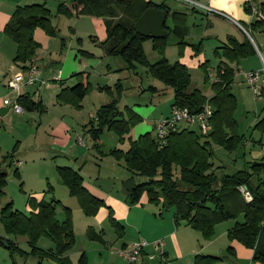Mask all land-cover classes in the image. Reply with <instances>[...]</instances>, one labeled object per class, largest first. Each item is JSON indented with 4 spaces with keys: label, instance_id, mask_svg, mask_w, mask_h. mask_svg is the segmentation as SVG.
Returning a JSON list of instances; mask_svg holds the SVG:
<instances>
[{
    "label": "trees",
    "instance_id": "1",
    "mask_svg": "<svg viewBox=\"0 0 264 264\" xmlns=\"http://www.w3.org/2000/svg\"><path fill=\"white\" fill-rule=\"evenodd\" d=\"M72 7L64 3L57 4L55 14L67 17L94 16L102 19H112L117 14L116 21L107 23L106 38L99 44L108 47L107 54L118 56L129 66L142 64L150 74L162 81L173 91L171 107L177 105L186 107L191 113L201 111L208 102L212 107L209 119L210 130L202 134L189 127L180 128L166 138L165 144L159 142L150 132L140 134L131 140L127 151L112 149L110 153L116 158L122 157L124 166L132 173L143 176L145 181L134 183L127 191L128 202L138 203L145 194L150 202H160L165 209L173 210V220L176 225L186 224L196 230L203 238L213 236L214 227L221 221L235 220L227 231L230 240H236L252 249V260L264 264V148L257 160L246 162L244 166L233 172L223 171V165H215L211 159L214 156L212 143L221 145L227 151H235L243 136L237 133L235 120L232 118L235 106V96L231 92L234 69L227 62L220 61L215 69V80L210 83L211 96H205L198 88H191V75L185 64L176 60L169 62L164 56V49L169 35L177 39L179 54L189 45L193 54L201 49V42L188 44L184 40L185 30L182 24L186 19L185 13L172 11L162 1L155 3L151 0H71ZM147 8H156L164 12L172 20V26L164 24L167 34L163 38L151 39L137 33L133 24ZM51 12L45 1L17 6L4 26V34L16 44L14 62L20 63L22 69L35 56L38 42L33 32L36 28L43 29L47 34L55 33L51 24ZM122 18V20H120ZM264 25V1L258 5V13L249 23L255 29ZM150 40L152 49L159 54V59L149 62L146 58L143 42ZM127 41V45L116 52V48ZM221 54L229 62L237 61L255 52L247 40L241 42L228 36L226 42L219 47ZM216 48L214 52L218 53ZM86 54V53H83ZM88 55V54H87ZM204 61L201 66H205ZM87 72L75 73L76 83L62 88L57 99L65 103L80 106L85 94L91 88ZM208 79L205 77L204 82ZM118 85V84H115ZM119 87V86H118ZM118 99L113 98L96 110V119L89 127L90 137L97 141L102 131H113L119 139L128 133L129 129L141 117L130 108L123 112L118 108ZM17 102L25 110L39 109L40 101H33L28 95L19 94ZM170 107V108H171ZM264 131V117L258 122ZM12 164V154L1 157L2 164ZM57 172L61 182L67 187L71 196H76L85 215H94L104 205L102 199L92 195L83 185L80 173L70 166H58ZM6 171L0 169V197L4 194ZM13 174L19 177L15 168ZM250 195L246 200L243 192ZM29 205L33 209L29 214L13 208L12 202L7 201L0 208V221L8 236H24L30 247L29 253L38 258V264H71L67 251L74 242V234L69 207L64 206L65 217L60 222L55 217V207L58 200H35L31 197ZM241 217V221L237 218ZM109 218L117 230L123 227L114 218L111 209ZM47 236L53 247L43 249L37 246L40 236ZM122 235V233L120 234ZM88 237L93 236L88 232ZM0 245L10 250H19L13 239L0 237ZM24 252V251H21ZM220 257L204 254L194 256V264H213ZM76 264H87L86 256L82 253Z\"/></svg>",
    "mask_w": 264,
    "mask_h": 264
},
{
    "label": "rangeland",
    "instance_id": "2",
    "mask_svg": "<svg viewBox=\"0 0 264 264\" xmlns=\"http://www.w3.org/2000/svg\"><path fill=\"white\" fill-rule=\"evenodd\" d=\"M46 1L48 6L52 8L56 7L58 2L62 0ZM162 1H166L172 9L184 8L182 2H174V0ZM54 10L55 9H53V11ZM192 15L196 16V27L197 25H200L198 29H196L195 27L194 31L196 32V34H199L201 31H203L204 26H208L207 29H205V39L201 40L202 43L200 54L194 57L188 56L187 53L184 52V50L187 49L186 46L183 48L184 54H179V48L176 44L177 39L174 38L173 35H169V37L167 38L168 44L165 47L167 48V57L170 61H173L176 58L184 60L191 75V88H198L206 96L212 94L210 83L215 78V69L213 68L216 66V64H218L220 60H224L234 68L235 73L231 92L235 96V106L232 118L235 120L237 133L243 137H241V143L236 148V150L231 152L227 151L221 145L212 143L214 156L211 159V161L215 165H223V171L230 173L242 168L246 162L257 160L262 154V148H264V131H261L259 126H257L258 122L264 117V94L262 93L260 97H256L254 90L247 85L243 77V72H247L250 70H262L263 66L256 52H253V54H249L245 57H240L239 59H237V61L229 62V60L221 54V49L220 52L218 51V53L214 52L213 49L216 44L217 46H219L224 42V39L226 40L227 34H232L231 36L235 37L239 41H249L252 46L253 39L261 53L264 55V25L260 24L255 29H252L251 27H249V24L241 22L240 24L245 29H247L249 33L248 36L247 34H245L243 29H241L240 25H238L240 27L239 28L232 23V20L228 19L234 18L233 15L224 14L225 17H222L211 13L212 18L210 21L208 20V18H205L200 14ZM119 17L122 16L120 14H117V16L110 19L109 23L116 21ZM69 19L70 17H67L64 14H56L55 16H51L50 20L51 24L54 26L55 33L53 35H50L40 28L39 31H43V34H41L42 37L39 34L37 36V39H35L36 42L42 45L37 48V51H42L43 53H45V57H41L40 59V70L42 72V78L45 80H48V78H46L44 75V68L49 62L47 55V53H49L48 50L53 51V53L56 54L57 57L58 55L62 57L69 51L70 44L61 46V43L64 40H68V37L70 36V33L68 31L72 27L69 23ZM85 19L88 18L85 16L84 18H82V21H80L81 24L78 25V29L82 30L83 34H85L84 32H87L86 34H88V32H91V28L88 26L86 27L87 20ZM120 20H122V18ZM190 20H192V18L185 19L184 23L182 24V28H184L185 31H187L188 26L190 29L193 27L191 24L193 23V21H191L190 23ZM165 23L168 26L170 25V27L172 26V20L170 19V17L166 19ZM73 28L75 29V23L73 24ZM82 33L76 30L74 35V43L78 44L77 48L81 49H78L76 53L77 56H79L81 52H84V50H90L91 48L88 42V35L81 36ZM210 34L213 35L207 37V35ZM79 37H83L82 43L79 40ZM183 38L186 43L191 39H193L194 43H198L200 40L196 37H186V34ZM144 42L145 52L149 54L152 51L149 47L151 43L148 40ZM61 47H63V49L60 51ZM37 54L40 56L39 53ZM202 57L203 60L208 59V62L204 67H202L199 63L201 61H198ZM111 66L112 69H107L106 67H104V71L109 70L108 73H104L103 71V73L105 74L104 76H100L97 71H91V75H88V81L91 83V88L85 94L84 98L82 99L83 101H81L82 103H80V106H75L70 103L59 101L56 97L57 95H55L54 93L50 94V96L46 94L45 106L46 109L49 110V112H45L46 109L44 106L41 107V110H33L36 111V116H42V124L40 125L38 131L25 132L24 128H22V131L26 133V136L23 137V140L19 143V145H17L15 139L13 140L11 138L4 139L1 145L2 151L0 153H3L4 155L5 153L13 155L14 153V158H16L17 155L21 160V163L19 164L22 179L21 177H17L13 174V171L16 168L15 166H13V164H11L10 166L7 165V163L2 164L1 169L7 172V183L3 189L4 194L0 197V207L3 206L6 201H11L13 208L18 209L25 214H29L33 209L30 207L28 200L33 195H35L36 197L41 195L42 198L40 199H45L47 201L54 199L59 201V203H57L55 207V217L58 220H63L65 217L64 206L69 207L71 209L70 216L74 234V242L71 248L68 250L69 259L72 264L77 263L79 256L82 253H84L86 256L87 264H126L117 251L122 248V246L120 245L124 238L130 239L136 237L137 229L135 225H133L132 227V221H129L127 225L126 221L123 220L125 222V227L124 230L122 229L123 234L120 235V230H117L116 227L112 224L109 215H106L105 220H102L100 217L95 218L96 214L91 216L85 215L78 202L77 197L71 196L68 192L67 187L60 180L57 168L55 167V160H59L57 162L58 164H61L62 161L60 160V158L57 159L56 156L51 157L50 161L49 159L40 158L42 156L41 148L43 145H46L47 141L53 138L50 137L51 135L55 136L58 139L56 143L59 144V146L66 144V141L63 140L61 136L51 132V130L56 127L55 119L57 115L61 117L62 121L64 122L71 121L69 123L72 124L73 129L69 127V131H67L66 134L71 137V143L76 147V149H81V151L85 153L89 152L88 161L84 163V169L82 170V172L85 174V179L88 180L91 176H96L95 170L99 168L100 176H116L118 178L119 189H113V194L119 193L120 195H123L126 190L124 185L127 181L132 180L133 183H140L145 181L146 178L136 175L126 169L122 157L116 158L110 153V151L115 147H119V145L122 146L124 144L123 139H119L118 135L115 132L107 130L102 131L97 141V143L99 144L98 149L96 146H93L95 141L90 137L89 132H83L84 129H89L91 125L90 121L93 120L89 118V114L91 112L93 114H96L97 109L96 107L94 108L92 106L91 98H89L90 93H92L91 97L95 98V100L97 101L98 99L97 97H95V95L101 93V95L106 98L107 102L112 100L113 98H117V105L120 110L126 112V109L130 107L133 108L134 111L138 110L139 114L143 117V119L141 117L142 121L138 122L149 124L152 123L150 119L151 117L146 118L145 116H147L149 112L153 111V116H160L158 120L163 119L167 116H165V114L166 112H168V109L170 111V103L173 99L172 89L166 86L158 78L150 74L147 67H145L144 65L135 64L133 66H129L128 64H126V69L123 70L116 69V66H114V64H111ZM126 71L128 72V78L125 84L122 85L118 80H116V82L114 83L110 81V77H121L122 73H125ZM205 77L208 79L207 83L204 82ZM75 83L76 79L73 84ZM106 83H109L111 86L104 85ZM140 85L142 87L141 89ZM34 87L35 86H32V88ZM93 89L98 92H94ZM14 96L15 97L13 99L16 98L17 92L14 93ZM127 104H129L130 107L127 108ZM11 111H13L12 107ZM11 111L8 114L7 120L11 119L12 116L16 117ZM47 113H49L48 116ZM23 120L24 119L20 120V122ZM17 122L18 120L16 119V123ZM48 122L51 124L50 129H47ZM84 122L85 124L87 123L86 126ZM8 123H10V121H8ZM192 127H194L198 131L197 125H192ZM43 128H46L47 133L43 132ZM155 132V127L152 129L151 126V135L155 136ZM78 134L84 140V145L82 147L78 146L75 141V138ZM98 150L104 151V153H100V151ZM32 152L35 154V157H32ZM48 155L49 154L46 152L45 157H47ZM95 156L100 157V161L96 160L94 158ZM92 157L95 163L91 161ZM97 164H99V166ZM36 197H34L35 200H37ZM127 197L128 196H126L125 200L126 204L131 207L133 204H130L127 201ZM141 207H144V209H146L145 211L154 210V212L158 214L161 203L145 202ZM136 211L138 214L135 217L134 223H137V221L139 220V216L142 213H144L146 220H148L145 212H142L143 210L137 208ZM237 220L241 221V217H238ZM234 222L235 220H227L221 221L216 224L214 227L213 236L209 239L203 238L198 233L200 237V244L198 243V246H201V244L203 246V243H205L203 241H209L214 237L217 231L226 228V225H228L227 223L234 224ZM189 228L192 231L197 232L191 227ZM189 228L185 229L191 231L189 230ZM88 232L93 236V238L88 237ZM98 234L100 236L99 239L97 238ZM180 234L188 236L186 233ZM0 237H2L3 239H13L17 242L19 249L21 251H24L21 252L19 250H10L0 245V264H38V258L32 256L29 253L30 247L26 243V237L8 236L1 221ZM101 239L103 241H98ZM99 242L101 244L100 249L98 248L97 244ZM37 246L43 249H48V247H53V243L47 236L42 235L37 240ZM156 260L159 261V256L156 257ZM192 263L194 264V262ZM185 264L188 263L185 262ZM189 264H191V262Z\"/></svg>",
    "mask_w": 264,
    "mask_h": 264
},
{
    "label": "crops",
    "instance_id": "3",
    "mask_svg": "<svg viewBox=\"0 0 264 264\" xmlns=\"http://www.w3.org/2000/svg\"><path fill=\"white\" fill-rule=\"evenodd\" d=\"M42 1H45L46 7H48L50 12H51V16H55L57 6L52 7V8L49 7L46 0H0V152L2 151L1 145H2L4 139H8V138H11L13 140L15 139L17 142V145H19V143L23 140V137L26 136L25 132H27V131L37 132L40 125L42 124V116H36V111H33L35 109H32V110L23 109L21 112L16 113L14 111H11L10 106H6L3 103L4 99L13 100V98L15 97L14 96L15 91H11L6 85L8 79L12 75H14L16 72L22 70V65L20 63L13 61V58H14V55L16 52V44L8 36H6L4 34V32H3L4 26L8 22L12 12L15 10V8L17 6L28 5V4H31L34 2H42ZM151 1H153L155 3L162 2V0H151ZM175 1L176 0H174V2ZM196 1L205 5L210 10L209 11H203V10H199V9H194V8L184 4V3H182L184 8L172 9V8H170L169 4L166 1H163V2L169 7L170 12H172V11L182 12V13H185L186 19L192 18V20H190V23H191V21H193V23H191L193 27L190 29L188 26V29H187V31H185V34H186V37H196L197 39H200L199 42H201L202 39H205V37H204L205 29H207L208 26L207 25L204 26L203 27L204 30L201 31L199 34L198 33L196 34V32L194 31L195 27H196V16H194L192 14H200L203 17L208 18V20L210 21L212 18L211 13L225 17L224 15H220V14L214 12V11H220L224 14L233 15L234 18H228V19L232 20V23L235 26L240 25L241 29L243 27L240 24L241 22H243L245 24H249L254 17V16H250L246 12V10L244 9V6L242 5L244 0H196ZM260 1H264V0H260ZM60 2L64 3L67 7H70V8L73 5V2L71 0H62V1H59L58 3H60ZM176 2H179V1H176ZM242 6H243V8H242ZM53 9H55V10L53 11ZM85 17L88 18V19H85V20H87L86 27L87 26L90 27L91 32H88V34H86L87 32L83 31L85 33V34H83L82 30L78 29V25L81 24L80 21H82V18H84V16H82V15L71 16L69 19V23H70L72 28H70L68 31L70 33V36L68 37V40H66V41L64 40L61 43V46L70 44L68 53H65V55H63L62 57H60L59 55L57 57V55L54 54L53 51L48 50L49 53H47V55H48L49 62L46 65V67L44 68V75L46 78H48V80H45L42 78V72H41V78L43 80H45V83L44 84L37 83V84L31 85V86L24 85L20 88V91L17 92V96L19 94L28 95L29 99H32L33 101H40L41 102L38 110H41V107H43V106L46 109V106H45L46 94H48V96H50V94H52V93L57 95L62 88L69 87L70 85H73V82L76 79V77H73V75L75 73H79V72L83 71V72H87L91 75V71L93 70V71H97L100 76H104L105 75L104 73H106V72L108 73V71H109V70L104 71V67H106L107 69H112L111 64H114V66H116V69H118V70L126 69V64L118 56L108 55L107 54L108 47L101 46L99 44L101 41H103L106 38V25L110 20L109 19L104 20L102 18H98V17H94V16H85ZM168 17L169 16H167V18ZM74 23H75V29L78 30L80 33H82L81 36L88 35V42H89L90 47H91L90 50H84V52H81L79 56H77V54H76L78 49H79V48H77L78 44L74 43V35L76 32V30L73 28ZM199 26L200 25H197L196 29H198ZM39 29L40 28L34 29V32H33L34 39H37V36L39 34L42 37L41 34H43V31H39ZM92 31H94V32H92ZM39 32H41V33H39ZM212 35L213 34L207 35V37L212 36ZM231 35L232 34H227V37L231 36ZM227 37H226V40H227ZM79 40L82 43L83 37L82 38L79 37ZM226 40L224 39V42L221 43V45H219V46H217V44H216L213 51L216 48L221 47L226 42ZM148 41L151 43L150 40H148ZM237 41H239V40H237ZM239 42H241V41H239ZM144 43L145 42H143V49H144ZM187 43L188 44H198L196 42L194 43L193 39H191L190 41L188 40ZM38 44H39V47L42 46L40 43H38ZM167 44H168V40H167ZM80 45H82V44H80ZM149 47L151 48L152 51L149 54H147V52H145V49H144V52H145L147 60L152 63V62L158 60L160 56L155 50L152 49V43L149 45ZM186 47H187V49H185L184 52L187 53L188 56L194 57V56H198L200 54V52H199L197 55H194L191 46L186 45ZM62 49H63V47L60 48V51ZM165 49H164L163 54L169 62H174L176 60H179L180 62H182L183 64L186 65V62L180 58L179 59L176 58L173 61H170L169 58L167 57V48H165ZM200 49H201V47H200ZM79 50H81V49H79ZM218 51L220 52V48L218 49ZM184 52L182 49L181 54H184ZM37 53H39L40 56ZM82 53H86V54H82ZM251 54H253V53H251ZM34 57H36L37 61L39 62V65H40V59H41V57H45V53H43L42 51H36ZM198 61H201L199 63L202 64L204 61L208 62V59L203 60V57H202ZM220 61L226 62L224 60H220ZM216 66H217V64H216ZM216 66L213 69H216ZM229 66L232 67V65H229ZM103 71H104V73H103ZM234 73H235V70H234ZM127 78H128V72L126 71L125 73L124 72L122 73L121 77H118V78H111L110 77V81L112 83H114V82H116V80H118L123 85L127 82ZM214 80H215V78H214ZM205 83H207V82H205ZM104 85L111 86L109 83H106ZM32 86H35V87L32 88ZM231 87H232V84H231ZM141 88L142 87L140 85V89ZM93 90H94V92H98V91H95V89H93ZM101 94L95 95V97H97V99H98V101H97V100H95V98L91 97L92 93H90L89 98H91V103H92V106L94 108L96 107L98 109L99 106H101L107 102L106 98H104L103 95H101ZM17 96L15 99H17ZM209 96H211V95H208L207 97H209ZM150 103H151V101H150ZM83 104H84V102H83ZM97 105H99V106H97ZM126 106L130 107L129 104H127ZM170 107H171V103H170ZM5 109H7V110L5 111ZM130 109L132 112H134L138 116L142 117L139 114L138 110L134 111V109L131 107H130ZM10 111L13 112L16 117L12 116L11 119L7 120V117H8V114ZM45 112H49V110L46 109ZM169 112L170 111L168 109V112H166L165 116L168 115ZM152 113H154V112L151 111L148 113L147 116H145L146 118L151 117L150 119H151L152 123H150V124L149 123H143V122L142 123H140V122L135 123L129 129L128 133L123 135V143L124 144L122 146L119 145V147L117 146L114 149H119L122 152H125L129 148V141L136 139L140 134H143L146 132H151V126L153 129L155 127V124H156L158 118L160 117V116H153ZM48 114L49 113H47V116H48ZM89 118L95 120L96 119L95 114H93L91 112L89 114ZM16 119L18 120L17 123H16ZM22 119H24V120L20 122V120H22ZM142 119H143V117H142ZM142 119L140 121H142ZM43 120H44V118H43ZM93 120H91V121H93ZM8 121H10V123H8ZM55 122H56V127H54V129H52L51 132L56 133L57 135L61 136L62 139L66 141V144L59 146V144L56 143L58 141V139L55 136L51 135L50 137H53V138L50 139L49 141H47L46 145L42 146V148H41L42 156L41 157L39 156V157L42 159H49V161H50L51 157L56 156L57 159L60 158V160L62 161L61 164H58L57 161H59V160H55V167L56 168L58 166H70L71 168L77 170L80 173V175L82 176V179H83V181H82L83 185L86 187V189L92 195L102 199L104 202V205H102L98 209L95 218L100 217L102 220H105L106 215L107 216L109 215V210L111 209V211H113L112 214H113L114 218L123 227V230L125 227V222L123 220L126 221L127 225H128L129 221L133 222L131 225H132V227H133V225H135V227L137 229L136 237H133L130 239H125L123 237L124 240H122L120 246H122V247L129 246L132 242H134L138 239H144L149 243L156 241V240H160L163 242V251H164V256H165L166 260L171 261L173 264H185V262H187L188 264L191 262V264H193L192 262H193L194 256L196 254H204V255H212V256L220 257V259L216 260L213 264H259L258 262H255L252 260V249L244 246L243 244H241L240 242H238L236 240H230L229 238H227V231L233 225L231 223H227L228 225H226V228L217 231L216 234L214 235V237L212 239H210L209 241H203V242H205V243H203V246H202V244H201V246H198V243L200 244V240H199L200 237L198 235V232L192 231L189 228V226H187L184 223L176 225L174 223V220H173V210L172 209H165L161 205L158 214H156L154 212V210L145 211L146 209H144V207H141L145 202H150V201H148V198L145 194H143L140 197V200L138 203L133 204L131 207L128 206L126 204V201H125L126 196H128V194L126 195V191H128V190H125L123 195H120L119 193L113 194V189H117V188L119 189V181H118V178L116 176H113V177L100 176V171L98 168L95 170L96 176H91L88 180H86L85 174L82 172V170L84 169V166H83L84 163L86 161H88V153L89 152L85 153V152L81 151V149H76V147L71 143L72 142L71 137L66 134V132L69 131V127L71 129H73L72 124L69 123L71 121L64 122V121H62L61 117H59L57 115ZM84 124H85V122H84ZM139 124H141V125H139ZM86 125H87V123L85 124V126ZM50 126H51V124L48 122L47 123V129H50L51 128ZM22 128H24L25 132L22 131ZM181 128H184V126L182 125ZM189 128L195 129L192 126H189ZM45 130H46V128H43V132L47 133V130L46 131ZM88 130L89 129L86 128L83 130V132L84 131L87 132ZM198 131H199V129H198ZM75 141H76V144L80 147H82L84 145V140L79 134L76 136ZM93 146H96L98 149L99 144L93 145ZM87 151H89V150H87ZM98 151H100V150H98ZM46 152L49 154L47 157H45ZM100 153H104V151H100ZM7 154H9V153H7ZM3 155H4L3 153H0V161H1V157ZM31 155H32V157H35V154L33 152ZM94 158L96 160L100 161V157L95 156ZM91 161L93 163H95V161L93 160V157H92ZM19 163H21V160L18 158L17 155H16V158H14V153H13L12 164L18 170L19 177H21V171H20V164ZM97 165L99 166V164H97ZM1 167H2V165H1ZM1 167H0V169H1ZM6 177H7V174H6ZM21 179H22V177H21ZM6 181H7V178H6ZM21 183H22V180H21ZM33 196L36 197L35 195H33ZM40 198H42L41 195L36 197L37 201ZM127 199H128V197H127ZM137 208H140L141 210H143L142 212H145L146 216L148 217V220H146L144 213H142L139 216V220L137 221V223H134L135 217L138 214L136 211ZM58 221L61 222L62 220H58ZM185 228H189V230H191V231H188V229H185ZM123 230H122V232L120 231L119 234H121V233L123 234ZM190 232H192V233H190ZM180 233H186L188 236L180 234ZM99 237L100 236L98 234L97 238L99 239ZM98 241H103V240L101 239ZM97 244H98V248L100 249L101 248L100 242ZM105 247H107V246H105ZM48 248H50V247H48ZM103 248H104V246H103ZM149 252H155L156 253V250L154 249V247L152 245H148L145 248V251H144L142 257L137 262H135L133 264H161L162 263L161 261H157L156 258H154L153 260H149L145 255L146 253H149ZM67 255L69 257L68 251H67ZM70 263H71V261H70ZM103 264H106V263H103ZM111 264H114V263H111ZM162 264H164V263H162Z\"/></svg>",
    "mask_w": 264,
    "mask_h": 264
},
{
    "label": "built area",
    "instance_id": "4",
    "mask_svg": "<svg viewBox=\"0 0 264 264\" xmlns=\"http://www.w3.org/2000/svg\"><path fill=\"white\" fill-rule=\"evenodd\" d=\"M182 2L194 9H199L203 11H209L210 9L205 5L199 3L196 0H176ZM260 0H244L243 6L246 12L250 16H255L258 13V5ZM220 15H224L220 11H214ZM225 16V15H224ZM245 34L249 36L247 29L243 28ZM253 48L255 52L258 54L261 62H262V70H250L247 72H243L244 80L247 85L251 87L256 97H260L261 94H264V55L259 50L257 44L253 41ZM44 84L45 80L41 78V70L39 62L36 57H32L27 63L26 67L14 75H12L6 85L11 91L18 92L20 88L24 85H34V84ZM4 105L12 107V110L16 113L22 111L21 105L17 102V99H4ZM212 115V107L206 102L201 111L197 113H191L186 107H179L177 105H173L170 108L169 114L160 119L155 124V139L159 142V145L162 146L165 144L166 138L172 132L178 131L182 125L184 127H189L192 125H197L200 133L207 134L210 130V122L209 119ZM240 191L244 193L246 200H250V195L244 192V189L240 187ZM148 245H152L155 252L146 253V257L149 260H153L156 256H159V261L164 264H173L171 261L166 260L163 251V242L160 240L153 241L151 243L147 242L144 239H138L132 242L129 246L120 248L117 252L122 257V259L127 264H133L137 262L143 255L145 248Z\"/></svg>",
    "mask_w": 264,
    "mask_h": 264
},
{
    "label": "water",
    "instance_id": "5",
    "mask_svg": "<svg viewBox=\"0 0 264 264\" xmlns=\"http://www.w3.org/2000/svg\"><path fill=\"white\" fill-rule=\"evenodd\" d=\"M166 18L167 16L162 10L156 8H147L136 19L133 24V28L141 36L149 37L151 39L163 38L167 34V31L164 28ZM127 43L128 42L125 41L124 43L120 44L116 48V52H121ZM6 110L7 109H5V111ZM133 185V181L129 180L125 183L124 187L129 191L132 189Z\"/></svg>",
    "mask_w": 264,
    "mask_h": 264
}]
</instances>
